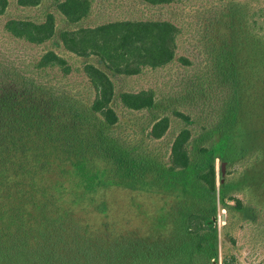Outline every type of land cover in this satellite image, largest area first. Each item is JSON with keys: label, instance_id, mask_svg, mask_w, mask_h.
<instances>
[{"label": "trees", "instance_id": "1", "mask_svg": "<svg viewBox=\"0 0 264 264\" xmlns=\"http://www.w3.org/2000/svg\"><path fill=\"white\" fill-rule=\"evenodd\" d=\"M181 1L131 0L148 11ZM95 2L14 0L16 10L47 3L49 11L41 21H4L10 0H0V264H217V211L229 217L228 202L237 211L242 204L227 199L224 181L217 187L215 160L241 136V124L253 120L243 114L246 80L232 45L224 41L217 52L214 79L194 86L206 94L189 97L210 109V122L196 128L154 89L124 91L117 82L174 61L191 66L176 58L179 27L131 16L88 24ZM253 16L264 34V7ZM50 43L82 65L69 64L46 48ZM53 70L61 78H50ZM74 72L83 73L92 92L81 97L68 89L62 79ZM122 119L130 121L126 132ZM174 119L186 126L164 149ZM111 188L159 198L164 207L156 223L167 228L150 224L144 238L83 222L79 210L108 213L100 192Z\"/></svg>", "mask_w": 264, "mask_h": 264}, {"label": "rangeland", "instance_id": "2", "mask_svg": "<svg viewBox=\"0 0 264 264\" xmlns=\"http://www.w3.org/2000/svg\"><path fill=\"white\" fill-rule=\"evenodd\" d=\"M13 1L10 0L8 16L2 20L15 17L41 21L44 12L49 11L47 3L39 9L16 10ZM263 7V0H197L181 1L161 10L148 11L141 6H135L131 0H96L92 17L87 21L88 24H93L131 16L174 22L180 29L176 58H186L191 66L183 67L174 61L160 70L147 71L138 78L119 79L117 82L124 91L154 89L162 98L164 106L170 105L189 115L194 122L193 127L196 128L210 122V109L206 105L195 106L196 101L189 97L195 93L206 94L199 86L193 91L194 86L200 79H214L217 52L223 47L224 41L232 45L229 52L240 75L246 80L242 82L243 102L246 104L242 109L243 114L253 120L247 122L248 124H241V136L229 143L221 159L215 160L217 187L224 181L227 199H237L242 204V209L237 211L236 203L228 202L229 217L220 207L217 211V264H222L223 259L229 264H264V34L259 33L253 26V15ZM227 21L232 24L229 28ZM59 28L64 29L66 26L60 24ZM46 48L63 55L69 64L76 67L82 65L81 59H71L54 43ZM31 49V54L38 51L36 48ZM49 77L61 78V74L58 70H53ZM62 82H66L68 89L79 93L81 97V93L87 95L88 91L92 92L81 72L72 73L68 78L62 79ZM189 91L193 92L185 93ZM182 97L189 99L183 102ZM129 122L128 119H122L120 132H126L125 126ZM184 125L172 120L174 129L160 147L165 149L175 131ZM202 133L204 131H199V134ZM199 134L194 133L197 143ZM218 141L214 136V144ZM223 164L225 166L222 176ZM100 193L108 204L107 214L94 215L89 214L86 209L79 210L83 222L91 227L101 230L105 225L116 234H136L144 238L151 233L150 224L159 227V230L167 228L165 223H156L162 220L159 210L164 204L159 198L136 196L118 188ZM155 215L157 218L151 220Z\"/></svg>", "mask_w": 264, "mask_h": 264}, {"label": "water", "instance_id": "3", "mask_svg": "<svg viewBox=\"0 0 264 264\" xmlns=\"http://www.w3.org/2000/svg\"><path fill=\"white\" fill-rule=\"evenodd\" d=\"M224 164L221 166V175L223 176V174H224Z\"/></svg>", "mask_w": 264, "mask_h": 264}]
</instances>
